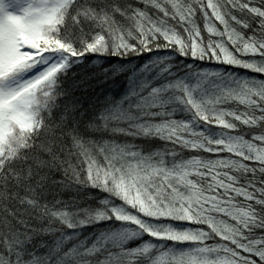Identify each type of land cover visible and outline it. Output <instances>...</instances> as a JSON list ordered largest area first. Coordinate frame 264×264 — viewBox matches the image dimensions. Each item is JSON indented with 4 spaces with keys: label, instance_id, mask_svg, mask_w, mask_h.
<instances>
[{
    "label": "snow or ice",
    "instance_id": "snow-or-ice-1",
    "mask_svg": "<svg viewBox=\"0 0 264 264\" xmlns=\"http://www.w3.org/2000/svg\"><path fill=\"white\" fill-rule=\"evenodd\" d=\"M0 264H264V0H0Z\"/></svg>",
    "mask_w": 264,
    "mask_h": 264
}]
</instances>
